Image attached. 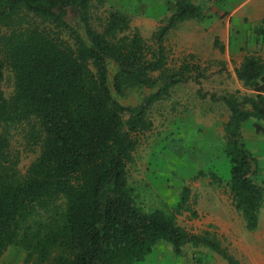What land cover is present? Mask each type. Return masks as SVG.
Here are the masks:
<instances>
[{"label": "trees", "instance_id": "1", "mask_svg": "<svg viewBox=\"0 0 264 264\" xmlns=\"http://www.w3.org/2000/svg\"><path fill=\"white\" fill-rule=\"evenodd\" d=\"M104 1L0 0V258L18 247L27 252L25 264H139L163 241L176 257L192 245L241 264L211 233L194 235L178 225L177 217L190 211L189 187L169 214L144 211L129 184L140 136L153 129L150 108L175 85H200L207 78L189 61L170 72L165 46L172 30L202 17V8L174 0L149 45L117 10L97 30L91 12ZM6 70L14 78L10 98L2 89ZM236 75L254 96L240 101L202 89L198 95L222 102L230 112L224 128L227 187L246 229L255 232L264 183L242 128L252 119L264 121L263 60L245 57ZM135 88L153 92L133 108L115 96ZM18 126L40 148L25 175L11 146V129ZM255 129L264 134L259 125ZM199 175L221 181L213 172Z\"/></svg>", "mask_w": 264, "mask_h": 264}, {"label": "rangeland", "instance_id": "2", "mask_svg": "<svg viewBox=\"0 0 264 264\" xmlns=\"http://www.w3.org/2000/svg\"><path fill=\"white\" fill-rule=\"evenodd\" d=\"M224 2L226 0L202 3L200 19L184 22L168 35L165 43L168 70L176 72L184 61H189L207 78L201 79L200 85L193 81L175 85L168 98L150 108L153 129L140 136V146L128 175L135 199L146 212L162 210L172 214L184 187H189L190 211L177 217L178 225L194 235L211 233L241 264H253L259 262L261 256L264 258V223L261 229L249 232L242 215L234 208L227 187L231 175L230 164L224 155V128L230 112L222 102L201 99L198 95L202 89L217 96L234 95L240 101L246 96H254L252 91L238 83L236 77L240 59L245 53L251 54L248 43L241 48H226L229 53L227 61H224L225 46L220 38L217 40L219 46L212 45L217 37L209 32L210 29L217 32L224 20L228 28L232 25L231 19L228 20L229 13L221 16L218 11ZM174 6V0H105L103 5L95 3L91 23L102 31L109 13L120 11L129 17L132 32L138 31L147 44L152 45L153 34L165 24ZM114 72L115 69L111 68L110 80ZM154 76L157 78L159 73ZM2 89L7 98L14 93V78L8 70ZM152 92L148 88H135L127 90L122 97L115 96L124 106L133 108ZM253 124L254 121L250 120L243 125L248 149L255 148L258 143L259 149L264 150V135H254ZM10 137L12 151L18 154L20 170L25 175L40 154L39 145L29 138L24 126L12 128ZM201 171L213 172L221 181L214 183L199 175ZM258 181L264 183L263 166ZM193 212L197 218H193ZM263 215L264 210L261 211L262 218ZM187 248L196 261L212 257L228 264L208 248H198L197 251L192 245ZM26 256L27 252L22 248L13 247L0 258V264H25ZM165 264L179 263L166 260Z\"/></svg>", "mask_w": 264, "mask_h": 264}, {"label": "crops", "instance_id": "3", "mask_svg": "<svg viewBox=\"0 0 264 264\" xmlns=\"http://www.w3.org/2000/svg\"><path fill=\"white\" fill-rule=\"evenodd\" d=\"M190 1L197 6H201L202 3L206 5L208 0H190ZM232 1H234V3H232ZM227 5H231V7ZM218 11L221 14V16L225 15L226 13H229L228 20L230 21L231 19V23H232V25L228 28L224 20L223 25L222 26L220 25L218 27L217 32H215L212 29H210L209 31L211 34H213L214 37L215 36L217 37L215 41H213L212 45H215L216 40H219L218 38H220V40L223 42V47L225 46V48L223 49L226 52L224 61H227V57L229 54L228 51H226V48L228 47H231L232 49L234 47L241 48L247 46L248 43L251 54L245 53V56L242 57V59H240L239 65L240 66L242 65L245 57L247 56L260 57L264 62V0H226V2L221 4ZM230 37H232V40H230ZM239 53L241 54V52ZM239 82L240 81L238 80V83ZM241 86H243V84ZM252 120L254 121L253 134L259 137L260 134L263 133H257L255 126L259 125L260 127L264 128V121H258L254 119ZM244 140L246 142L245 137ZM260 141H262V139ZM250 151L252 152L253 156L259 161L260 168L262 169V166L264 168V150L259 149L257 143L256 147L250 149ZM261 211L259 214L258 229H261L264 223V215L262 218ZM263 232H264V227H263ZM187 246L184 248V254L180 257H176L172 245L162 241L158 245H156L152 255H150L145 262L139 264H165L166 260L168 261L170 260V262L178 261L179 264H225V262L216 260L215 258L212 257H204L201 260L196 261L195 257L190 253H188L189 250ZM192 249L194 251H197L195 248ZM261 258L262 259H260L259 262L254 261L253 264H264V258L262 256Z\"/></svg>", "mask_w": 264, "mask_h": 264}]
</instances>
